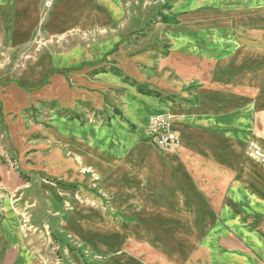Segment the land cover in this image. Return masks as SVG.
I'll use <instances>...</instances> for the list:
<instances>
[{
  "label": "crops",
  "instance_id": "1",
  "mask_svg": "<svg viewBox=\"0 0 264 264\" xmlns=\"http://www.w3.org/2000/svg\"><path fill=\"white\" fill-rule=\"evenodd\" d=\"M258 114L264 0H0V264H264Z\"/></svg>",
  "mask_w": 264,
  "mask_h": 264
},
{
  "label": "rangeland",
  "instance_id": "2",
  "mask_svg": "<svg viewBox=\"0 0 264 264\" xmlns=\"http://www.w3.org/2000/svg\"><path fill=\"white\" fill-rule=\"evenodd\" d=\"M166 5H168V4L166 3V4L162 5V7L158 8L157 11L155 12V15L159 14V10L166 11L167 9H169V7ZM142 28L139 29L138 31L139 32L145 31V28L144 29H142ZM39 32H41V31L36 32L35 35L33 36L30 44L27 47V52L28 51L35 52L37 49V50H39V51H37V53H38V52H40L39 48H41V47H45L44 49L49 47V48H52L54 50H55V48H60L61 46H63L64 48L71 47V44H69V42H71V40L49 39V38H46L45 36H43L42 32L40 35ZM72 41L76 44L86 45L85 47L89 50L96 49V47H98L99 44L104 42V40H102V39H92V38H90V39L89 38H77V39L72 40ZM88 54H89V52H88ZM83 57L86 58V54H84ZM236 122H237V126H240V127H250V128L252 127L253 132L255 134L257 133V136H259V134H258L259 127H261V126L264 127V117L259 118V114L257 116H253L250 119H246V118L245 119H239V118H237ZM244 130H247V129H244ZM250 147L251 148L254 147L252 145V143L250 144ZM254 149L260 150V148H253V150ZM73 188L74 187H71V189H73ZM45 221L46 220L44 219L43 215L39 216V222L40 223H44ZM57 224H58V222L55 221V226H57ZM47 231L50 232L49 229H47Z\"/></svg>",
  "mask_w": 264,
  "mask_h": 264
},
{
  "label": "built area",
  "instance_id": "3",
  "mask_svg": "<svg viewBox=\"0 0 264 264\" xmlns=\"http://www.w3.org/2000/svg\"><path fill=\"white\" fill-rule=\"evenodd\" d=\"M53 2L54 0H43V8L50 10ZM148 140L160 151L169 154H175L181 144L179 134L172 126V120L168 114L160 115L151 124ZM252 155L260 161H264V149H254L252 150Z\"/></svg>",
  "mask_w": 264,
  "mask_h": 264
}]
</instances>
